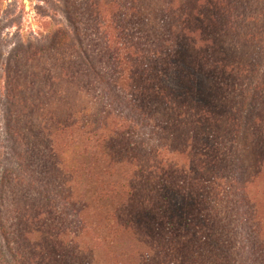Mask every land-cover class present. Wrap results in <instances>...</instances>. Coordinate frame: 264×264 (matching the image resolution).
<instances>
[{"label": "rangeland", "instance_id": "1", "mask_svg": "<svg viewBox=\"0 0 264 264\" xmlns=\"http://www.w3.org/2000/svg\"><path fill=\"white\" fill-rule=\"evenodd\" d=\"M70 21L81 22L74 45L100 78L82 53L55 45L74 31ZM123 21L133 25L125 35L138 51L126 62L131 73L115 61L124 36L114 28ZM166 35L173 54L162 45ZM29 48L38 55L26 63ZM0 54L18 65L20 105L3 103L0 111V118L10 112L20 135L0 124V171L16 185L3 197L9 216L25 219L12 221L20 230L16 264H144L139 233L150 236V221L160 226L127 204L128 190L134 176L145 183L163 170L209 201L206 210L188 206L179 216L189 220L180 231L186 264H264V0H0ZM155 78L170 98L156 93ZM71 108L87 109L90 124L114 133L111 143L60 135L52 118ZM150 115L157 120L149 123ZM44 131L57 157L43 156ZM153 148L162 155L153 157ZM19 176L33 177L41 193L18 187ZM122 204L139 212L142 226L114 223ZM12 248L1 234L9 264Z\"/></svg>", "mask_w": 264, "mask_h": 264}, {"label": "trees", "instance_id": "2", "mask_svg": "<svg viewBox=\"0 0 264 264\" xmlns=\"http://www.w3.org/2000/svg\"><path fill=\"white\" fill-rule=\"evenodd\" d=\"M104 1V0H103ZM70 23L73 25V32L68 31L67 33H63L59 38L56 39L55 45H58L59 47H62L64 45H67L71 47L76 53V56H78V53H82L81 58L85 61L86 66L88 69H90L97 78L101 77V74L98 72V70L93 67V65L90 63L89 58L87 55L82 51L79 45H74V42L78 41V36H80V28L77 27L81 24V22L75 21ZM130 26L128 23L124 22L119 23L114 30L118 31V37H121L122 35L124 38H122L121 45L116 47V63L117 67L122 69V72L124 73L125 69L128 70V73L132 72V68L130 67L128 69L127 63H130V60L134 61L135 56H138V51H134V44L133 41H128L127 36L125 35V32L130 30ZM149 31V30H148ZM151 32V31H149ZM69 33L72 34L73 38L70 37ZM162 45H166V47L169 49L168 53L166 54H173L174 46L171 45V40L167 35L161 38ZM55 47V46H54ZM67 49V47L65 46ZM33 50L29 48V50L26 52L27 58L26 63H29L35 56L38 54H32ZM124 52L125 55H124ZM153 56L158 57L160 56L157 52H152ZM164 55V54H163ZM1 60H0V111H1V105L4 103L6 107L12 106V105H20L19 103V95L16 92L19 89L18 80L16 79L15 72L17 71L18 65L16 66L14 64L11 65L10 60L8 57H4L2 54H0ZM17 54L12 56L11 60H14L16 58ZM125 56V57H124ZM79 57V56H78ZM135 57V58H134ZM166 58H168V55H166ZM154 60V59H153ZM153 60L150 61L149 65H145L143 68V71H148L153 65ZM19 61H16L14 63H17ZM115 63V62H114ZM116 66V64H115ZM164 75H168V71L164 70L162 71ZM156 93L160 96H163L165 98H170L169 96H165L166 90L161 84V81L156 79ZM168 79L163 78L162 83L167 84ZM106 81L103 79L102 83H105ZM62 95V93H60ZM87 109L81 108V110H75L71 108L68 111L61 112L57 115H54L52 118L53 123L56 126L57 131L60 135L72 136L75 134H79L82 136L83 134L87 135L88 137L94 136L95 140L98 143H103L104 145H109L111 143V135L114 133H109L107 136L104 135V131H107L108 129H102V127H94L92 124H90V119H87V114L85 113ZM12 112V111H11ZM82 114V115H81ZM4 113L0 118V124H4L5 128L12 132V137H16L15 139H19L20 135L18 134L17 130L14 129L10 123L9 115ZM151 117L146 118L145 120H148L149 123H153V121L157 120V117L150 115ZM51 120V119H50ZM45 121V120H43ZM3 122V123H2ZM102 124V123H101ZM138 126V123L135 124ZM136 126L132 127L131 130H135ZM66 133L68 135H66ZM122 134V131H121ZM132 136V134H131ZM16 140V141H17ZM42 140V146L44 148V157H57L55 154H53V144L52 138H50V134L45 135L44 131V137ZM20 146V145H19ZM107 152H109L108 148H106ZM23 151V150H22ZM22 151L20 146V151L17 153L16 157H22ZM124 154H128V150H123ZM152 153L153 157H159L162 155V151L158 148H153L150 151V154ZM110 157H113L112 153H109ZM174 169V168H173ZM172 169V170H173ZM160 170V168H159ZM59 171V170H58ZM165 177L162 181L159 179V176L156 177H150L148 178L145 183H142L138 181L137 177L134 176V185L130 186V189L128 190V202L127 204L131 203L132 205L134 203L138 204L141 208H143L144 211H148L156 223L160 226V228L155 227V225L152 224L150 221L148 225L145 226L146 230L149 231L150 236H147L145 231H142V233H139L141 236L145 237L144 244L145 247L148 249V254L145 257L144 264H186V261L184 262V258L181 255L180 250V243L185 241V238H180V231L181 228H186L189 226L188 224V218L185 221H181L179 219V216L184 213L186 207L192 206L193 208H201L203 210H206L204 208L205 204H208L209 201L205 197H201V199H197L196 196H198L197 192H184L182 190V186L179 181V176L177 174L172 173H166L163 170ZM60 172V171H59ZM162 172V170H161ZM175 173H179V169L174 171ZM10 174L6 170L0 171V235H3L4 240L9 245H12V250H10V253L13 254V261L11 264H16L15 259L18 257L19 252L17 249L14 248L16 237L20 234L19 226L17 223H12L13 220L16 222H21L24 224L25 219L24 215L21 214L19 216V212H14L12 215L9 216L8 214L10 211L8 210V207L6 205L7 200L4 199L3 193L9 192L12 190L13 187H16L14 179H11ZM25 176H27L25 174ZM31 177V176H30ZM18 178V182H20L18 185L21 186L22 184H27L30 188L29 190L32 192L41 193L39 189H36L35 187V179L33 177L31 178H25V177H16ZM179 178V179H178ZM17 182V183H18ZM44 185V183H42ZM195 187H202L201 185L195 184L192 185ZM219 189V188H218ZM215 200H217L216 196H219V193L215 191L214 193ZM186 195L188 198H186ZM196 197V198H195ZM191 198V200H190ZM201 201V202H200ZM190 208V207H189ZM194 208V209H195ZM141 210V211H143ZM17 214V216L15 215ZM115 216L113 217L114 223L118 227H124L125 229L133 230L134 227L142 226L143 223L140 222L141 220L138 219V213H134L133 215H130L126 210L125 207L122 205H118L115 210ZM19 216V217H18ZM184 244V243H183ZM182 244V245H183ZM13 251V252H12ZM45 259V258H44ZM0 261L6 262L5 257L2 255L0 251ZM198 262V261H197ZM195 263V262H194ZM18 264V263H17Z\"/></svg>", "mask_w": 264, "mask_h": 264}]
</instances>
